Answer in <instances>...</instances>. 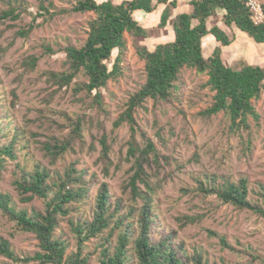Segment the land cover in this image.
I'll use <instances>...</instances> for the list:
<instances>
[{
	"label": "trees",
	"instance_id": "1",
	"mask_svg": "<svg viewBox=\"0 0 264 264\" xmlns=\"http://www.w3.org/2000/svg\"><path fill=\"white\" fill-rule=\"evenodd\" d=\"M249 0H189L191 12L176 13L178 0H123L116 4L113 0H78L71 8L58 9L49 0H38L37 13L29 11L20 0H13L9 8L0 11V22L19 20L23 14L32 17L27 28L20 29L16 37L28 39L40 25L39 18L49 22L55 18H65L73 14L93 13L89 21L87 39L80 47L68 45L63 49L66 58L60 72L46 71L42 74L46 82L57 89L49 94L51 99L61 90H70L73 97L95 110L96 115L108 116L104 103L103 90L110 81H118L123 76V61L128 50L126 35L137 40L135 50L138 58L145 64L144 84L128 99L124 110L113 122L114 130L128 126L130 138L126 146L125 160L132 164V175L128 188L134 200L142 199L138 209L124 204L122 198L113 195L109 185L100 183L96 175L88 176L87 169H79L72 163L57 181L49 182L50 172L36 166L33 171L23 170L14 182L20 201L31 203L35 198L44 200V211L26 208L18 210L12 197L0 194V214L12 224L11 235H33L38 241V251L33 255H19L11 242L0 235V256L12 264H89L92 253H85L86 243L94 238H102L100 264H128L131 254L138 264H209L204 257L195 252L190 254L184 242L177 243V231L160 233L156 228L157 214L153 200L140 188L146 185L147 167L157 161L159 152L140 126L137 114L149 101L154 107L172 104L177 90V82L185 70L205 74L208 80L200 85V90L208 89L212 94L211 104L196 113V119L210 122L220 114L219 135L230 142L237 139L243 155L250 158L255 150L257 133L261 128V116L255 104L264 94V67L241 61L238 65H228L223 58V47L230 46L234 40L228 32L218 25L209 27V22L221 17L225 27H236L257 44H264V25H255L247 7ZM160 7L161 29L171 27L174 39L158 44L153 50L139 41L150 37V29L144 27L136 18L137 12L155 13ZM264 7V1H263ZM213 36L220 46L212 54L205 56L203 40ZM40 55L25 58L22 65L35 70L41 58L57 54L49 44L42 45ZM6 51V49H5ZM84 79V80H82ZM83 94L82 97H78ZM0 97V120L5 121L9 112ZM69 128L64 138L54 137L52 143L44 148L55 164L69 152L87 148L85 130L87 115L72 117L62 114ZM157 123V120L155 119ZM0 123V170L5 169L7 159L16 160V137L9 144H1L5 136ZM6 126V124H5ZM18 135V130L16 136ZM108 136L99 139L102 172L109 176L113 162L110 154L112 145ZM232 148V147H231ZM90 150L97 147L91 144ZM214 184L197 178L196 194L202 199L215 195L220 204L231 205L239 211H246L264 220V184H259L256 199L250 197L248 180L240 178L237 182L223 178L216 183V176H208ZM96 187L92 219L74 221L69 219L76 239L75 251L68 254L67 241L56 238L55 232L63 218L70 216L78 204L90 198L92 188ZM205 215L185 216L179 219L180 228L200 222ZM107 233V234H106ZM155 233L159 238L155 237ZM106 234V235H105ZM116 235V243L112 238ZM209 235L219 240L222 248L241 254L248 264H264V258L228 243L225 237L210 231ZM217 264V263H213Z\"/></svg>",
	"mask_w": 264,
	"mask_h": 264
},
{
	"label": "rangeland",
	"instance_id": "2",
	"mask_svg": "<svg viewBox=\"0 0 264 264\" xmlns=\"http://www.w3.org/2000/svg\"><path fill=\"white\" fill-rule=\"evenodd\" d=\"M12 1L0 0V11L8 9ZM20 1L29 11L38 12V0ZM49 1L61 9L71 8L78 0ZM122 1L113 0L116 4ZM140 14L154 21L146 24L140 15H135L144 27L150 29V37L139 41L141 45L153 50L158 44L170 39V27H158L160 9L152 14L143 11ZM158 16L159 21L155 22ZM93 18V13L73 14L49 22L39 18L40 25L28 39L16 37V33L28 27L32 21L31 16L23 14L17 21L9 19L0 22V97L9 112L5 121L0 120L1 129L5 133L1 144H9L14 137L17 139V159H7L5 169L0 170V194H9L18 210L26 208L44 211L43 199L37 197L27 204L20 201L14 182L20 178L23 170L33 171L36 166H41L50 172L49 182H52L64 176L65 170L72 163H77L79 169H87L88 176L96 175L100 183H107L113 195L122 198L125 205L139 209L144 203L139 198L134 200L128 188L132 175V164L125 160V145L130 138L129 127L123 126L117 130L113 128V122L124 110L130 96L137 92L146 79L145 64L138 58L135 50L138 41L126 35L128 50L122 64L123 76L118 81H110L103 90L108 116L96 115L95 110H90L86 104L73 97L70 90H61L51 99L49 94L57 87L48 84L42 76L46 71L63 70L66 58L63 49L68 45L80 47L84 44L89 21ZM220 19L221 17H217L211 20L209 27ZM237 31L234 43L225 48V62L232 66L241 61L263 64L264 44H257L245 33ZM229 34L235 38L233 33ZM43 44H49L57 54L41 58L33 71L26 69L22 65L23 60L31 55H40L43 52ZM205 54H208V50ZM207 80L205 74L185 70L177 82L172 104L154 107L153 101H149L145 105L146 108L137 114L140 126L153 140L159 152L157 161H153L152 157V163L147 167L150 189L144 184H140V188L153 200L157 214L156 228L160 233L177 231V243L184 242L190 254L200 253L209 264H248L241 254L224 250L219 240L211 237L209 232L225 237L228 243L237 249L264 258V220L246 211H239L231 205L220 204L215 195L202 199L195 192L196 179L201 178L208 184H214L208 176L215 175L216 183L222 182L223 178L234 182L246 178L250 197L256 199L255 192L259 190V184H264V94L255 104L261 116V128L257 133L254 153L247 158L243 155L237 139H231L227 143L219 135L221 114L210 122L195 118L196 113L207 108L212 102L209 90H200V85ZM82 96L83 94L78 97ZM62 114L72 117L77 114L87 115V148L84 151L77 148L76 152H69L52 164L44 146L46 143H52L54 137L62 139L68 135L70 130ZM103 134L108 136L112 145L110 157L113 166L109 176L103 174L102 165L97 163L101 151L99 139ZM91 144L97 147L96 151L90 150ZM96 192L97 188H92L90 198L78 204L70 216L63 218L55 232L56 238L68 242V254L76 248V239L69 219H92ZM198 215L205 217L196 224L180 228V218ZM11 232L12 224L0 214V235L11 242L17 254L33 255L38 251V241L33 235L22 234L13 237ZM154 235L159 238L157 233ZM101 242L102 238L99 237L86 243L85 253L93 254L89 264H100ZM112 243H116V235L112 238ZM0 264L12 262L0 256ZM128 264H138L133 254Z\"/></svg>",
	"mask_w": 264,
	"mask_h": 264
},
{
	"label": "crops",
	"instance_id": "3",
	"mask_svg": "<svg viewBox=\"0 0 264 264\" xmlns=\"http://www.w3.org/2000/svg\"><path fill=\"white\" fill-rule=\"evenodd\" d=\"M163 8L164 7H160V11L163 10ZM191 10L192 9H191V7L189 5V0H178V9L176 10V13L175 14L182 13V12H191ZM135 15H138V16L140 15L142 21L144 23H146V24H151V23L154 22V21H151L150 19H147V16L146 15L145 16H142V14H140V12H137ZM158 21H159V16L155 19V22H158ZM218 25L220 27H222L223 29L225 28L226 29V32L233 33L235 35V38H234L233 41H235V39H236V32H238L237 31L238 29L236 27H232V28L224 27L221 19L218 22ZM169 35H170V39L168 41L173 40L174 39V35H173L172 30H171V27H170V34ZM168 41H165V42H168ZM233 43L234 42H232V44ZM218 46H220V45H219V43L216 41V39L213 36H207L206 38H204V40H203L204 53L206 52V50H208V54H205V56L208 57L209 55H211V53L213 52V50L216 47H218ZM230 46H227V47H223L222 48V50H223V56H224L225 48H229ZM251 58L254 60L255 57L252 55ZM252 64L259 65L257 63H252ZM260 66L263 67L264 66V63L261 64Z\"/></svg>",
	"mask_w": 264,
	"mask_h": 264
},
{
	"label": "built area",
	"instance_id": "4",
	"mask_svg": "<svg viewBox=\"0 0 264 264\" xmlns=\"http://www.w3.org/2000/svg\"><path fill=\"white\" fill-rule=\"evenodd\" d=\"M264 0H249L247 7L252 15V20L255 25H264Z\"/></svg>",
	"mask_w": 264,
	"mask_h": 264
}]
</instances>
